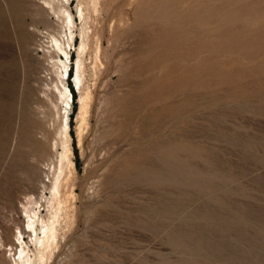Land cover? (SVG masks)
Returning a JSON list of instances; mask_svg holds the SVG:
<instances>
[{"label":"rangeland","instance_id":"rangeland-1","mask_svg":"<svg viewBox=\"0 0 264 264\" xmlns=\"http://www.w3.org/2000/svg\"><path fill=\"white\" fill-rule=\"evenodd\" d=\"M37 1L25 0L34 11ZM71 1L78 22L68 60L74 221L49 264H264V0H102L127 65H110L97 84L82 147L73 83L81 20L79 0ZM10 54L18 65L31 63L15 46ZM35 88L19 83V101L25 90L31 112ZM54 153L45 152L43 168ZM23 195L0 196V263L23 225Z\"/></svg>","mask_w":264,"mask_h":264},{"label":"bare ground","instance_id":"bare-ground-1","mask_svg":"<svg viewBox=\"0 0 264 264\" xmlns=\"http://www.w3.org/2000/svg\"><path fill=\"white\" fill-rule=\"evenodd\" d=\"M112 2L114 5L115 1ZM37 4L39 9L34 11L28 8L25 0L0 2V196L11 197L20 192L24 194V199L19 202L23 225L20 223L16 225L12 233L13 242L8 243L11 251L9 261L5 258L6 261L0 264H49L64 234L65 224L69 226L74 221V203L71 199L76 194L72 187L73 174L76 170L69 114L70 107H73L71 98L74 94L72 90L69 91L63 73L69 66L68 60L74 56L69 47H73L78 38L76 36L78 22L72 11L71 0H42L37 1ZM77 11L81 20V41L77 48L76 60L80 105L75 121L78 143L82 147L84 134L91 122L97 84L99 82L105 84L104 78L109 74L110 65L127 64L123 63L122 54L116 51L120 36L117 33L114 15L109 14L111 11L109 4L102 0H79ZM52 14L53 17H57V21L52 19ZM137 22H134V25ZM144 30L148 29L143 27L142 32ZM150 35L152 33L148 36ZM143 38L149 39L146 36ZM142 40L144 42V39ZM146 43L148 44V41ZM13 46L31 57L30 65L17 64V57L10 54ZM61 53L65 55L67 61L62 59ZM175 70L177 71V68ZM177 72L180 73V70ZM20 81L31 90H34V86L37 87L35 90L39 93V102L36 107L34 105L35 112L30 111V95L25 90L22 93V100L19 101ZM215 84L218 85L217 82ZM198 85L201 83L189 89L195 90ZM46 105H49V109ZM167 105L165 107L168 109ZM50 149L56 153L54 154L57 160L49 159L48 162L46 160L48 167L46 169L41 163L45 164L44 154ZM7 153L6 165L4 158ZM3 164L6 165L5 168ZM43 174L49 176V183L42 179L46 176ZM46 189L50 195H46ZM36 192H39L38 195ZM44 210L47 211L44 213ZM26 234L30 240H26ZM30 242L35 245V250L30 247ZM3 245L4 239L0 234V247Z\"/></svg>","mask_w":264,"mask_h":264}]
</instances>
